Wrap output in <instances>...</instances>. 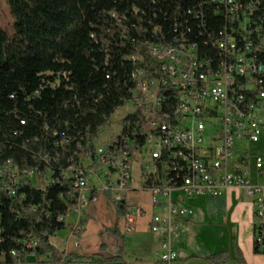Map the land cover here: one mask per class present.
Returning <instances> with one entry per match:
<instances>
[{"label":"trees","instance_id":"obj_1","mask_svg":"<svg viewBox=\"0 0 264 264\" xmlns=\"http://www.w3.org/2000/svg\"><path fill=\"white\" fill-rule=\"evenodd\" d=\"M7 7L12 35L0 28V264L97 262L58 257L51 244L76 205L64 172L77 155L93 154L100 127L129 101L135 70L145 78L156 70L149 46L182 40L200 51L209 32L229 27V15L222 0H7ZM8 162L19 173L36 171L44 187L22 176L13 183ZM261 226L255 254H264ZM31 254L36 259L27 262ZM228 261L225 253L207 259Z\"/></svg>","mask_w":264,"mask_h":264},{"label":"built area","instance_id":"obj_2","mask_svg":"<svg viewBox=\"0 0 264 264\" xmlns=\"http://www.w3.org/2000/svg\"><path fill=\"white\" fill-rule=\"evenodd\" d=\"M222 6L229 12L228 38L209 32V46L200 51L190 42L181 47L149 46L157 64L150 81H158L152 105L138 113L136 122H129L134 104L144 103L148 94L140 84L133 88L129 96L133 105L98 132L93 154L77 155L76 163L64 172L77 194L69 214L79 213L95 200L96 193L107 192L122 207L125 232H130L135 219L145 215L143 206L129 198L138 158L152 204L167 211L149 222L150 231L161 238L158 264H176L169 237L175 217L189 214L172 205V194L178 191H171V184H178L179 179H187L188 191L178 193L187 198L243 189L255 208L254 241L261 244L262 240L264 183L251 184L249 176L253 163L264 180V158L256 156L250 161L234 153L237 142H259L264 128V0H222ZM168 90L177 91L176 113H166ZM139 135H146L145 150H137ZM6 172L13 183L20 176L34 187L43 188L46 183L36 171L19 173L9 162Z\"/></svg>","mask_w":264,"mask_h":264},{"label":"crops","instance_id":"obj_3","mask_svg":"<svg viewBox=\"0 0 264 264\" xmlns=\"http://www.w3.org/2000/svg\"><path fill=\"white\" fill-rule=\"evenodd\" d=\"M254 173L252 182L250 171L251 184H263L255 168ZM129 198L145 210L144 216L135 219L130 232H125V221L110 194L96 193L95 200L79 213L69 214L65 219L67 227L50 239L57 256L97 261L74 264H158L161 238L150 231L149 222L152 216H165L167 211L152 204L138 164L133 168ZM157 199L164 203L162 197ZM172 205L189 211L186 216L175 217L169 237V249L176 257V264H210L207 259L221 253L227 255L228 264H264V254L254 253L253 199L243 189L232 188L216 196L194 198L174 193ZM115 257L120 259L103 262ZM35 259L31 255L26 260Z\"/></svg>","mask_w":264,"mask_h":264},{"label":"bare ground","instance_id":"obj_4","mask_svg":"<svg viewBox=\"0 0 264 264\" xmlns=\"http://www.w3.org/2000/svg\"><path fill=\"white\" fill-rule=\"evenodd\" d=\"M225 15L228 14V8L223 6ZM228 29L229 27H224L219 32V38H228ZM189 43H185L182 40L165 43L162 45V47H181V46H187ZM150 48H159V45L157 46H150ZM132 79L135 81L134 88L139 87L141 90H148V94H145L144 103L140 104H134V113H130L129 115V122H136L138 120V113H142V111L147 110V106L152 105V94H155L156 90H158V81H150V77L145 78L142 71H136L132 74ZM141 80V81H140ZM148 81L149 87H148ZM262 84L264 85V76H262ZM129 104L133 105V98L129 99ZM177 104H178V96L177 91L175 90H168V97L167 102H165V110L166 113H176L177 110ZM108 124V123H106ZM103 125L100 127L99 132L104 129L106 126ZM147 148V138L146 135H139V140H137V150H145ZM171 191H178V193H186L188 191V183L187 179H179L178 184H171ZM264 225V216H261L260 218V226Z\"/></svg>","mask_w":264,"mask_h":264},{"label":"rangeland","instance_id":"obj_5","mask_svg":"<svg viewBox=\"0 0 264 264\" xmlns=\"http://www.w3.org/2000/svg\"><path fill=\"white\" fill-rule=\"evenodd\" d=\"M0 28L8 35H12V19L10 17L8 7H7V0H0ZM129 102L119 109L107 122L108 124H112L113 121H116L119 117H121L126 110H128ZM98 140V138H97ZM96 140V141H97ZM95 141V142H96ZM236 149L234 153V157L238 154H244L246 158L250 161L256 156L264 158V128L261 130L260 141L257 143H248V142H237ZM135 164H138V158L135 159ZM251 180L252 182L255 180L254 176V166L252 163L251 167ZM36 183V182H35Z\"/></svg>","mask_w":264,"mask_h":264}]
</instances>
